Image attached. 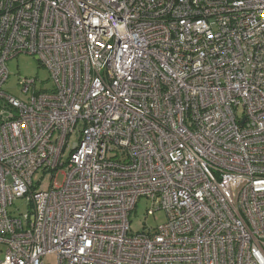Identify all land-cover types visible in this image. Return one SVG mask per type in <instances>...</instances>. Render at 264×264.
<instances>
[{
  "label": "built area",
  "instance_id": "obj_1",
  "mask_svg": "<svg viewBox=\"0 0 264 264\" xmlns=\"http://www.w3.org/2000/svg\"><path fill=\"white\" fill-rule=\"evenodd\" d=\"M22 54L51 85L16 97ZM141 197L166 220L130 233ZM0 246V264H264V0H0Z\"/></svg>",
  "mask_w": 264,
  "mask_h": 264
},
{
  "label": "rangeland",
  "instance_id": "obj_2",
  "mask_svg": "<svg viewBox=\"0 0 264 264\" xmlns=\"http://www.w3.org/2000/svg\"><path fill=\"white\" fill-rule=\"evenodd\" d=\"M7 69L9 72V77L3 85V90L16 97L21 96L20 86L18 82L23 77H35L40 85L50 86L51 80L49 79L48 70L39 64L38 60L34 56H29L26 54L18 55L15 58L7 62ZM76 137L73 136L71 142H74ZM61 177L58 178L60 180ZM32 180L34 182V187L40 183V189H46L50 184L49 176H43L36 172ZM151 200L145 197L138 199L136 206L129 214V228L130 233H139L146 231L148 228H156L157 226L163 224L166 220L165 214L162 210L154 212L153 215L147 214V209ZM9 211H12L14 215L19 213L25 214L27 212V205L24 199H17L9 207ZM4 250L0 246V260L3 259ZM44 264H56V256L49 254L43 258Z\"/></svg>",
  "mask_w": 264,
  "mask_h": 264
}]
</instances>
